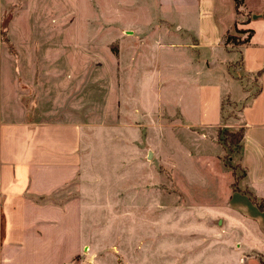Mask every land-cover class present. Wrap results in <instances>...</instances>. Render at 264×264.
Listing matches in <instances>:
<instances>
[{
    "label": "crops",
    "instance_id": "0c3cea01",
    "mask_svg": "<svg viewBox=\"0 0 264 264\" xmlns=\"http://www.w3.org/2000/svg\"><path fill=\"white\" fill-rule=\"evenodd\" d=\"M243 4L249 12L246 21L236 15L233 0H190L178 4L179 9L193 8L190 19H158L167 31L188 37L182 45L185 59L171 63L177 69L187 67L186 74L176 76L181 84L173 97L182 124L189 127L184 129L191 133L215 126L225 101L240 104L233 121L242 128L241 183L228 191L225 178L219 185L225 188L223 199L217 197L223 208L220 204L205 215L217 217L215 225L207 222L206 237L226 243L230 239L240 264L250 259L264 264V208L254 202L264 198V0ZM234 27L251 29L246 43L224 42V31L234 34ZM3 53L0 39V264L97 263L99 251L106 248L94 228L95 216L129 209L137 183L144 194L155 197L146 206L179 209L178 202L157 200L164 192L163 154L158 143L136 148L147 131L142 123L140 131L124 120L87 125L71 114L53 117L49 106L38 108L37 98L25 105L19 85L35 90L40 82L20 79L25 66H1ZM190 88L195 95L186 105L184 94ZM202 90L212 101L209 112L201 104ZM50 99L47 95L46 103ZM132 162L143 169L139 179L131 176ZM218 263L230 264L226 257Z\"/></svg>",
    "mask_w": 264,
    "mask_h": 264
},
{
    "label": "rangeland",
    "instance_id": "374dc122",
    "mask_svg": "<svg viewBox=\"0 0 264 264\" xmlns=\"http://www.w3.org/2000/svg\"><path fill=\"white\" fill-rule=\"evenodd\" d=\"M180 1L2 0L0 6V28L8 41L1 40V66H25L20 79L40 82L35 90L19 85L25 105L37 98L38 108L49 106L53 117L71 114L87 125L124 120L140 131L142 123L147 131L138 137L136 148L160 144L164 192L157 200L178 202L179 209L146 206L149 200L154 204L155 197L144 194L142 183H137L129 209L95 216L94 228L106 248L95 264H217L223 257L240 264L230 239L226 243L206 237L208 223L215 225L217 217H205L218 205L223 208L217 197H224L225 188L219 186L224 178L227 191L241 183L239 145L227 142L230 136L225 135L241 128L233 121L240 104L225 101L222 120L215 126L185 130L189 127L182 124L173 97L181 84L176 76L186 74L187 67L177 69L171 63L185 59L182 45L188 37L167 31L158 19L179 22L193 17L191 6L178 5L190 0ZM239 29L245 28L234 27L236 33H229L242 38L245 32ZM194 95L193 89H186L184 103L190 105ZM201 97L209 112L210 97H203V90ZM142 171L132 162V178L139 179ZM245 264L257 263L250 259Z\"/></svg>",
    "mask_w": 264,
    "mask_h": 264
},
{
    "label": "trees",
    "instance_id": "16d2710c",
    "mask_svg": "<svg viewBox=\"0 0 264 264\" xmlns=\"http://www.w3.org/2000/svg\"><path fill=\"white\" fill-rule=\"evenodd\" d=\"M233 5H234V11L236 13V15H239L242 17V21H246L249 17V12L246 11L244 4H243V0H233ZM237 18H236V22H237ZM239 31H243L245 32V36L240 38V37H236V36H232V34L229 33V31L226 29L224 31V42L225 43H246L248 41V37L251 33V29L249 28H245V29H239ZM0 39L3 40L4 42H8L6 39V36L4 35L3 31L0 30ZM9 46V43H8ZM225 135H229V139L227 140V142H229L230 144H237L239 145V141L240 138L242 136V128L236 130V131H225ZM254 202L256 203V205L258 207L264 208V198H261L259 200H255Z\"/></svg>",
    "mask_w": 264,
    "mask_h": 264
},
{
    "label": "water",
    "instance_id": "95a60500",
    "mask_svg": "<svg viewBox=\"0 0 264 264\" xmlns=\"http://www.w3.org/2000/svg\"><path fill=\"white\" fill-rule=\"evenodd\" d=\"M150 155V150H148V155H147V157Z\"/></svg>",
    "mask_w": 264,
    "mask_h": 264
}]
</instances>
